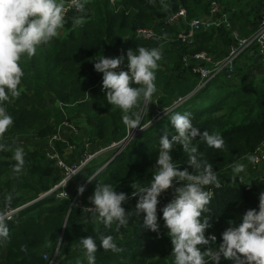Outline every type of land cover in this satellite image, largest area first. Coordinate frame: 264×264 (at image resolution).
Wrapping results in <instances>:
<instances>
[{
  "label": "trees",
  "instance_id": "16d2710c",
  "mask_svg": "<svg viewBox=\"0 0 264 264\" xmlns=\"http://www.w3.org/2000/svg\"><path fill=\"white\" fill-rule=\"evenodd\" d=\"M211 1L119 0L113 4L111 0H91L87 3L88 18L83 27H72L71 18L79 13L71 11L68 24L58 38L38 50L36 56L21 59L25 91L8 103L14 124L5 134V143L11 150L0 152V188L4 192L0 195V211L34 203L9 221V239L0 245V264H51L54 257L52 264H77L78 260L87 264L79 240L89 236L95 238L101 233L113 235L123 250L113 253L98 249L96 264H171L172 245L168 230L163 227L164 221L159 220V235L145 229L143 215H135L138 197H131L134 181L147 184L152 178L159 139L166 131L173 132L167 116L130 141L99 175L96 173L111 156H99L91 164L86 180L89 175H95V180L89 182L80 197L82 208L72 207L70 201L39 200L57 179L56 169L47 160L43 149L24 148L26 166L19 178L12 173L14 161L11 156L17 139L35 134L45 142L62 123L61 110L50 102L61 103L66 118L83 130L78 143V139L58 143L60 153L74 144L82 150L86 141L94 149L125 141L130 131L122 123L121 112L111 110L102 87H97L102 74L94 70L95 59L112 50L123 49L126 63L129 50L135 51L139 46L161 48L163 56L156 72L153 110L158 107L164 111L179 99L193 94L201 80L191 67L185 66L184 58L204 52L214 62L223 61L233 44L232 35L227 29L199 33L197 43L189 48L177 40L178 31L164 20L181 9L187 10L189 19L206 17ZM221 1L232 14L233 29L243 38L252 36L257 25H250L249 21L257 19L264 10V0ZM142 28L153 30L155 38H138L137 31ZM157 37L164 38L158 40ZM250 51L257 53L252 47L239 61ZM224 76L217 77L206 89L195 93L183 107L175 110L190 112L192 123L201 133L218 132L225 140L224 151L208 148L199 141V136L194 142L203 158L212 163L221 183L219 189H213L214 197L206 214L212 224L206 236L215 235L217 245L222 242L221 234L229 226L228 221L238 223V217L247 210H258L259 196L264 192V174L260 173L259 167L250 166L241 182L231 180L232 164L237 160L246 162L243 159L246 155L256 154L258 147H264V75L260 79H245L244 71L236 67L231 79ZM154 118V111L148 112L143 123L147 125ZM172 156L180 163V170L188 168L191 173L181 146L173 150ZM97 182L111 183L116 186V192H124L130 197L122 207L133 215L129 224L119 231L115 230V225L107 229L93 222L86 211V207H91L89 198ZM158 199V217H162L160 209L172 199V190ZM58 243L62 250L56 255Z\"/></svg>",
  "mask_w": 264,
  "mask_h": 264
},
{
  "label": "clouds",
  "instance_id": "9594fccd",
  "mask_svg": "<svg viewBox=\"0 0 264 264\" xmlns=\"http://www.w3.org/2000/svg\"><path fill=\"white\" fill-rule=\"evenodd\" d=\"M71 8L79 13L71 18L72 27H83L88 18L87 0H68L67 6L66 0H0V152L11 150L5 143V134L14 124L8 103L25 91L21 59L36 56L38 50L49 46L63 33ZM163 38L157 37L158 40ZM162 56L160 47L139 46L135 51L127 52L126 69L121 67L125 64L124 55L115 58L102 55L95 59L94 70L102 74L105 99L111 110L121 112L122 123L130 133L138 127L142 131L147 127L143 117L157 92L156 72ZM164 111L173 132L166 131L159 139L151 180L147 184L139 181L131 184V197H138L135 215L142 214L143 227L158 235L161 230L159 220L164 221L163 227L168 230L172 245L171 264H221L222 260L232 264H264V192L259 196L258 210H247L238 217V223L228 221L229 226L221 234L222 242L217 245L215 235L206 236L212 227L210 216L206 214L214 197L213 189H219L221 183L212 163L203 158L194 142L199 136V141L208 148L224 151L225 140L218 132L201 133L192 123L190 112ZM177 146H181L191 173L188 168L180 170V163L174 161L172 152ZM255 152L260 154H248L243 158L246 162L237 160L232 164V182L243 181L249 167L264 159V147H258ZM25 156L24 148L16 146L11 156L14 161L12 173L16 178L25 172ZM88 179L95 180V175ZM115 188L111 183L97 182L89 198L91 207L86 209L93 222L107 229L115 225V230L119 231L129 224L133 214L122 207L130 199L128 194L118 193ZM170 189L172 199L160 209L162 217H158V198ZM84 191L83 187L79 189L81 194ZM9 221L10 217L0 211V245L9 239ZM79 242L87 264H96L98 249L113 253L123 250L110 234L81 238ZM61 250L58 243L56 255Z\"/></svg>",
  "mask_w": 264,
  "mask_h": 264
},
{
  "label": "built area",
  "instance_id": "2783aa9c",
  "mask_svg": "<svg viewBox=\"0 0 264 264\" xmlns=\"http://www.w3.org/2000/svg\"><path fill=\"white\" fill-rule=\"evenodd\" d=\"M89 1L91 0H87V3ZM118 1L119 0H111V3L117 4ZM67 3L68 0H66V6ZM74 10V8H71L67 13L66 18H68L70 12ZM164 23L175 27L178 31L177 40L181 42L183 46L189 48L193 47L197 43V35L199 33L209 32L211 30L227 29L233 38V44L229 48L228 56L223 61L214 62L210 55L204 52L196 54L192 57L188 56L184 58L185 66L191 67L193 73L200 76L201 82L198 84L196 91L193 94L186 98L179 99L173 104L171 108H169L173 111L183 107L195 93L206 89L207 86L217 77L225 75L228 79H231L236 73L237 61H239L244 53L251 50L252 47L257 49V54L264 64V14L261 16L258 22L256 32L249 38L241 37L238 31L233 29L232 14L227 11L226 5L221 0L211 1L209 6V14L206 17L189 19L187 10L181 9L179 12L170 14L168 17H166ZM137 37L147 40L154 39L155 33L151 29L142 28L137 31ZM121 67L126 69L127 62ZM97 87L99 89L102 87V78L100 84ZM54 103L63 114L64 110L61 103ZM152 103L155 105L154 100H152ZM154 110L155 118L152 122L147 124V127H145L144 131L150 125L157 123L162 118L167 116L165 111L159 110L158 107H156ZM146 114L148 113L144 114L143 121L146 117ZM63 116L64 118L66 117L65 115ZM64 118L62 123L57 127L56 131L44 142L43 148H41L43 149L47 160L55 167L57 179L50 189L39 198V200L44 198H53L56 202L70 201L72 207L75 206L82 208L80 202V197L82 194L79 192V189L81 187L85 189L90 182L89 179L86 180L87 169L99 156L109 154L111 156L110 160L99 170V172L104 170L107 165H109L131 141L129 137L131 133L129 132L125 141L113 143L111 146L103 147L101 149H94L92 144L86 141L82 150H78L77 146H74V144L70 145L62 154L57 148L58 143H67V141L72 139L76 140L80 136V130L71 125L70 122L64 121ZM66 130L68 131L70 137H66ZM133 131H136L139 134L143 132L139 127ZM128 139L130 140L128 141ZM75 152L79 153L75 154ZM256 154L259 155L260 153ZM262 164H264V159H262L258 165L253 167L258 168ZM64 192L67 195H62ZM31 203L27 205L29 206ZM27 205L16 209H11L8 207L4 213L10 217L11 221L15 215L19 213L20 210L27 207ZM55 258L56 257L52 259L51 264L54 262ZM221 264H229V261L222 260Z\"/></svg>",
  "mask_w": 264,
  "mask_h": 264
},
{
  "label": "crops",
  "instance_id": "0c3cea01",
  "mask_svg": "<svg viewBox=\"0 0 264 264\" xmlns=\"http://www.w3.org/2000/svg\"><path fill=\"white\" fill-rule=\"evenodd\" d=\"M246 11H243V14H245L246 15V13H245ZM259 12V11H258ZM264 14V10L263 11H260V13H259V16H258V18L257 19H251L250 21H249V24L250 25H252V23H254V25L256 24V25H258V20H260V17H261V15H263ZM247 54H249V56L250 55H253V58L252 59H249L247 62H246V69H245V71H244V74H245V76H244V78L245 79H253V78H261L263 75H264V64L262 63V61H261V59H260V57H259V55L256 53V52H253V51H250V52H248ZM246 54V55H247ZM121 55H124V51H123V49H118V50H112V51H110L107 55H106V57L107 58H115V57H119V56H121ZM242 61V60H241ZM240 62V61H239ZM262 64V65H261ZM257 65H261L262 66V75L261 74H259V75H257V77H254L253 75L256 73V71H255V66H257ZM236 66H237V64H236ZM239 66H240V64H239ZM245 67V66H244ZM153 108H154V104H153V106H151V109H150V111L149 112H152L153 111ZM63 115H65V113H63ZM66 116V115H65ZM66 137H70L69 136V133H68V131L66 130ZM22 144L21 143H18L16 146H21ZM29 146V144H23V146L22 147H28ZM33 148H35V146H32ZM260 173L261 174H264V167L260 170ZM0 195H4V192L2 191V189L0 188ZM229 264H232V262H230L229 261Z\"/></svg>",
  "mask_w": 264,
  "mask_h": 264
},
{
  "label": "rangeland",
  "instance_id": "374dc122",
  "mask_svg": "<svg viewBox=\"0 0 264 264\" xmlns=\"http://www.w3.org/2000/svg\"><path fill=\"white\" fill-rule=\"evenodd\" d=\"M253 58V55H250L249 56V54H247V55H245L241 60H240V62L238 61L237 62V67H239L240 69H242L243 71H245V69H246V62L249 60V59H252ZM239 64H240V66H239ZM262 65V64H261ZM261 65H257V66H255V71H256V73L253 75L254 77H257V75H259V74H263L262 73V66ZM245 66V67H244ZM221 76H224V75H221ZM225 77V76H224ZM221 86V85H220ZM220 86H218V89L220 88ZM50 105H53V106H55V103L54 102H50L49 103ZM151 106H152V104H150L149 106H148V111L151 109ZM155 111V110H154ZM64 121H68V122H70V124L71 125H73V126H75L76 127V124L74 123V121H71V120H68L66 117L64 118ZM77 128V127H76ZM79 130H80V133H81V135L83 134L82 132H83V130L82 129H80V128H78ZM138 134L139 133H137L136 131H132V133H131V135H130V139H131V141L132 140H134L136 137H138ZM77 142L76 143H78L80 140L78 139V140H76ZM18 143H21L22 145H21V147L23 146V144H29V146L28 147H23V148H26V149H41V148H43V146H44V142L43 141H41L35 134H32V135H30L29 137H27V138H19V139H17L15 142H14V144L15 145H17ZM32 146H35V148H33ZM81 152V151H80ZM77 153H79V152H75V154H77ZM109 156V155H108ZM264 167V164H262L258 169L259 170H261L262 168ZM88 173H89V170H88ZM93 175H89V177H92ZM32 204V203H31ZM28 206V205H27Z\"/></svg>",
  "mask_w": 264,
  "mask_h": 264
},
{
  "label": "water",
  "instance_id": "95a60500",
  "mask_svg": "<svg viewBox=\"0 0 264 264\" xmlns=\"http://www.w3.org/2000/svg\"><path fill=\"white\" fill-rule=\"evenodd\" d=\"M130 139H128V141H129ZM100 173V172H99Z\"/></svg>",
  "mask_w": 264,
  "mask_h": 264
},
{
  "label": "bare ground",
  "instance_id": "6f19581e",
  "mask_svg": "<svg viewBox=\"0 0 264 264\" xmlns=\"http://www.w3.org/2000/svg\"><path fill=\"white\" fill-rule=\"evenodd\" d=\"M108 166V165H107Z\"/></svg>",
  "mask_w": 264,
  "mask_h": 264
}]
</instances>
